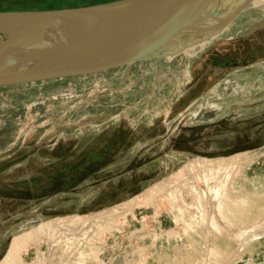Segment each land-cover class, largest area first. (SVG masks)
I'll return each instance as SVG.
<instances>
[{
	"label": "rangeland",
	"instance_id": "obj_1",
	"mask_svg": "<svg viewBox=\"0 0 264 264\" xmlns=\"http://www.w3.org/2000/svg\"><path fill=\"white\" fill-rule=\"evenodd\" d=\"M79 1L0 0V11ZM206 189L237 223L264 216V3L172 58L0 88V264H30L12 239L37 224L108 208L118 215L73 264H189L204 253ZM227 239L212 232L229 254L205 264L264 263V232L240 259Z\"/></svg>",
	"mask_w": 264,
	"mask_h": 264
},
{
	"label": "water",
	"instance_id": "obj_2",
	"mask_svg": "<svg viewBox=\"0 0 264 264\" xmlns=\"http://www.w3.org/2000/svg\"><path fill=\"white\" fill-rule=\"evenodd\" d=\"M251 2L114 0L0 11V88L172 58L219 32Z\"/></svg>",
	"mask_w": 264,
	"mask_h": 264
},
{
	"label": "bare ground",
	"instance_id": "obj_3",
	"mask_svg": "<svg viewBox=\"0 0 264 264\" xmlns=\"http://www.w3.org/2000/svg\"><path fill=\"white\" fill-rule=\"evenodd\" d=\"M251 3L261 4L264 3V0H252ZM232 22L233 21L208 39H204L197 44L203 47L209 40L218 36ZM210 185H208V187H210ZM205 192L207 194L208 217L207 221L202 225L204 245L203 248H198L199 251L204 250V253L201 255L202 258H197L190 253L188 259L191 262L189 264H203V262L205 264L206 259H208L206 255L220 259L223 255L229 254L227 251L224 252L213 244V231L220 235L227 236L229 240H236V242H238L239 246L234 256L240 259L247 244L254 238L262 236L264 232V216L251 223H237L234 217H232L234 214L224 205L220 196L214 199L210 196V192L207 189ZM237 205L245 209L244 207L248 208L249 203L243 200V202L237 203ZM124 213H126V211H120L121 215ZM114 215L118 214L108 208L90 215H71L53 218L41 222L24 231L22 234L15 236L12 239V243L16 246L22 245L27 248V254H29V251H32L33 258L30 260V264H73L74 259L80 254L79 250L84 248V244L89 245L91 241L93 243L95 233L97 229L100 228V226H96H98L100 222L111 224ZM198 215L201 220L200 211H198ZM93 230L95 231L92 232ZM181 252V247L176 249L174 256L177 263L180 260L179 256ZM241 261L242 260L237 261L236 263H240Z\"/></svg>",
	"mask_w": 264,
	"mask_h": 264
},
{
	"label": "trees",
	"instance_id": "obj_4",
	"mask_svg": "<svg viewBox=\"0 0 264 264\" xmlns=\"http://www.w3.org/2000/svg\"><path fill=\"white\" fill-rule=\"evenodd\" d=\"M109 1H114V0H82V1H79L78 4H76V5L67 6V7L88 6V5H95V4H99V3H105V2H109Z\"/></svg>",
	"mask_w": 264,
	"mask_h": 264
},
{
	"label": "flooded vegetation",
	"instance_id": "obj_5",
	"mask_svg": "<svg viewBox=\"0 0 264 264\" xmlns=\"http://www.w3.org/2000/svg\"><path fill=\"white\" fill-rule=\"evenodd\" d=\"M4 255V254H3Z\"/></svg>",
	"mask_w": 264,
	"mask_h": 264
}]
</instances>
